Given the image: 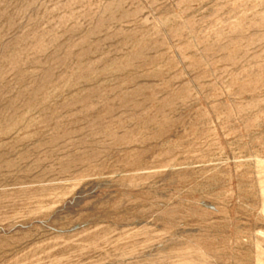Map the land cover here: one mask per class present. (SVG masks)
I'll list each match as a JSON object with an SVG mask.
<instances>
[{
	"label": "rangeland",
	"instance_id": "obj_1",
	"mask_svg": "<svg viewBox=\"0 0 264 264\" xmlns=\"http://www.w3.org/2000/svg\"><path fill=\"white\" fill-rule=\"evenodd\" d=\"M0 264H264V0H0Z\"/></svg>",
	"mask_w": 264,
	"mask_h": 264
}]
</instances>
